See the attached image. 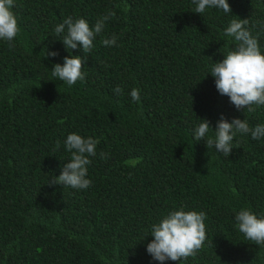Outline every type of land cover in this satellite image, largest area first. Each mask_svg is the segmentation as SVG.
I'll use <instances>...</instances> for the list:
<instances>
[{"label": "trees", "instance_id": "obj_1", "mask_svg": "<svg viewBox=\"0 0 264 264\" xmlns=\"http://www.w3.org/2000/svg\"><path fill=\"white\" fill-rule=\"evenodd\" d=\"M228 2L232 13L202 15L192 0H15L20 34L13 47L0 40V264H264L235 221L241 208L264 216V138L237 133L230 156L194 140L202 118L264 124V106L236 109L209 73L235 47L222 35L233 18L249 20L264 51V0ZM113 11L91 53L54 33L68 17L94 26ZM70 55L86 74L73 86L51 75ZM73 132L99 140L92 184L49 186ZM181 206L206 213L204 246L180 262L152 259L151 225Z\"/></svg>", "mask_w": 264, "mask_h": 264}, {"label": "clouds", "instance_id": "obj_2", "mask_svg": "<svg viewBox=\"0 0 264 264\" xmlns=\"http://www.w3.org/2000/svg\"><path fill=\"white\" fill-rule=\"evenodd\" d=\"M195 13L204 14L207 9H221L224 13H232L228 0H192ZM15 0H0V40L12 43L20 34V25L14 12ZM115 16V12L99 18L94 26L87 19L80 17L66 18L54 28L57 36L64 34L61 39L69 52L82 49L83 53H91L94 40L105 27L106 21ZM249 20L233 18L222 35L229 37L235 47L224 53L222 61H216L209 73L215 78L217 91L229 97L236 109L246 114L254 113L257 107L264 106V51L261 50L258 37L253 36L247 25ZM116 36L103 38L104 46L116 44ZM56 51L46 52L45 57H55ZM82 56L70 55L64 57L63 64L56 63L52 68V77L68 86L84 81L86 74L83 71ZM123 89L117 86L114 92L119 95ZM133 101L140 100V90L133 88L130 92ZM214 130V135L210 131ZM240 134H250L255 140L264 138V124L252 127L248 120L234 118L231 122L223 116L217 121L215 128L207 119L194 129V140L205 141L208 149H215L225 156H230L233 138ZM64 147L71 153L70 162L63 165L58 176H52L47 183L49 186L63 185L72 189H88L92 181L87 178L88 166L92 163L90 157L97 155L99 140L93 137H83L73 132L64 140ZM57 148L60 142H57ZM101 158L107 159L104 152L99 153ZM206 213L195 209L186 210L184 206L171 210L160 222L151 225L150 235L154 237L146 246L147 253L152 259L164 262L166 260L181 261L195 256L204 246L206 235ZM236 227L243 234L245 241L264 247V216H258L250 208H241L235 215ZM149 235V234H148ZM146 235L144 239L148 236ZM143 239V240H144Z\"/></svg>", "mask_w": 264, "mask_h": 264}]
</instances>
